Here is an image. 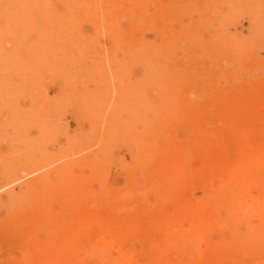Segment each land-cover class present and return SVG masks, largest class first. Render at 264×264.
I'll return each mask as SVG.
<instances>
[{
  "label": "rangeland",
  "instance_id": "rangeland-1",
  "mask_svg": "<svg viewBox=\"0 0 264 264\" xmlns=\"http://www.w3.org/2000/svg\"><path fill=\"white\" fill-rule=\"evenodd\" d=\"M261 147L264 0H0V264L167 260L203 208L219 264H264L208 198Z\"/></svg>",
  "mask_w": 264,
  "mask_h": 264
},
{
  "label": "bare ground",
  "instance_id": "bare-ground-1",
  "mask_svg": "<svg viewBox=\"0 0 264 264\" xmlns=\"http://www.w3.org/2000/svg\"><path fill=\"white\" fill-rule=\"evenodd\" d=\"M208 24L210 25V23H208ZM181 31H182V29H181ZM184 34H186V33H184ZM193 35H195V32ZM189 38H190V36H189ZM212 43H213V41H212ZM199 69H200V67H199ZM18 87H20V86H18ZM22 88H23V86H22ZM159 121H161V120L159 119ZM151 124H152V122H151ZM245 163H247L246 174H242L241 172L232 173V175L228 179L226 186L219 192L209 193L208 198L212 201L219 202L220 205H223L227 208V211H228L232 221L235 222V225L232 223L230 224V228L234 232V235L241 242H243V240L250 239V244L248 245L247 251H252V249H255V250L258 249L259 245H261V247L264 246V181H263L264 180V148L261 147L259 149V151L254 156H251L248 160H246ZM0 174L4 175L3 173H0ZM169 182L170 181H168V183ZM251 182H258L259 183V195L256 199L254 198V200H252L250 198V195H249V184ZM194 217H195V215H192V213L189 215V219L191 221L194 220ZM214 217H216L214 211H211L208 208H203L201 222H200L199 226H197L195 224L196 229H193V228L184 229L182 227H176V228H173V227L170 228L169 227L168 229H166L165 232H163V234L165 235L164 237H166V239H164V241L168 245L164 243L166 246L165 247L164 244H161L162 248L159 247V250L161 249V250H164L166 252H171L173 249V254L167 260L152 259V261H149L146 264H219L220 263V261H219L220 255L222 253L223 242H221V241L212 242L209 239V237H210L209 234H210L211 229H212L211 227H215L214 225H212L214 223V220L212 218H214ZM99 223L101 224V222H99ZM241 225H244V226H242V228H245V231L247 230L246 233L244 231V234L242 231H241L242 233L239 231L240 229H242V228H240ZM106 227H107V222L105 224V228ZM166 227H168V226H166ZM109 228H110V226H109ZM109 228H108V230H109ZM165 228H163V229H165ZM100 229H101V227H100ZM197 238L198 239L202 238V240L206 241V243H207V249L204 253H198L197 252L196 245H195ZM83 242H85V240ZM83 242H81V243H83ZM96 244L97 243H95L93 245L96 246ZM173 245H175V246H173ZM86 246L87 245H85L83 247H86ZM94 246H93V248H94ZM100 246L102 248L99 246H98L99 248H97V246H96L97 249L95 251L98 252V250L102 249V252H105V251H103L104 246L101 244H100ZM157 246H159V244ZM80 247H82V246H80ZM88 247L89 246H87V248ZM62 248H63L64 252H69V253H71L72 250L74 249V247L71 244L70 245L69 244L64 245ZM93 248H89V249H93ZM110 250H112V249H109V251ZM83 251H84V249H83ZM95 251L93 249L92 254L90 253V251L86 252L87 254L90 253V258H81V256H80V258L75 257L74 259L69 257V259H67V260L63 259V257H60L59 259H50V260L37 259V260H35V262H33V259L30 258L29 256H26V257L24 256V257L27 258L28 262H30V263L33 262L34 264H135L133 260L128 259L127 257H124V256H120V257L114 256L111 258L110 261H108L109 258L106 259V261H104L103 259H101L102 254L95 253ZM109 254H110V252H109ZM175 255H177L179 257L183 256L186 259L181 258L179 260L178 259L176 260L174 258ZM107 256H108V254H107ZM104 258H106V257H104Z\"/></svg>",
  "mask_w": 264,
  "mask_h": 264
}]
</instances>
